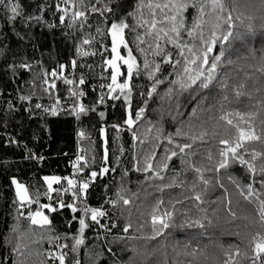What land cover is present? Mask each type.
<instances>
[{
  "label": "trees",
  "instance_id": "obj_1",
  "mask_svg": "<svg viewBox=\"0 0 264 264\" xmlns=\"http://www.w3.org/2000/svg\"><path fill=\"white\" fill-rule=\"evenodd\" d=\"M141 2L142 0H83L87 18H77L75 22L72 20V14H62L64 0H18L21 15L14 21L9 19L8 10L0 6V264H17L18 259L25 261L26 264H53L45 253L49 250L54 252L56 249L47 239L35 243L40 238V230L31 226L30 221L23 217L17 220V197L12 180L16 179L25 184L30 192L36 189L42 192L45 187L43 180L45 176L59 175L62 178L75 176L71 163L82 154V150H87L89 157L95 156L96 162L92 167L98 169L106 137L109 140L110 155L115 153L112 160L119 157L120 164L112 165L116 167V172L111 176H98L95 179L88 190L87 203L90 207L106 209L110 219L101 222L113 226L110 232L98 226H90L84 233L85 245L79 248L78 253H73L70 249L74 243L72 237L78 235V222L72 219L73 213L67 208L51 213L55 229L51 235L61 236L60 242L68 244V248H65L68 253L65 264H75L77 258L81 264H164L165 260L167 264H174L176 260L187 264L191 257L178 255L185 244L194 249L204 248L213 242L225 247L240 244V238L230 234L234 225L223 220L216 223L213 217L218 207L216 201L222 195L231 194L234 201L240 200L241 208L245 205L243 199L238 196L239 189L225 177L223 170L219 174L205 173L206 178L212 180L209 185L195 181L194 174L188 171L179 177L180 180L186 181L183 187L169 188L163 193L158 191L156 186L171 182L170 178L175 174L173 168L175 172H179L182 167H186L176 158L170 163V170L164 181H145L144 176L135 171H130L129 176L121 180L123 169L131 170L133 157L140 149L137 140L133 139L130 133L112 127L121 125L126 116L122 100H113L109 96H105L103 103L99 100L101 95L108 92L106 85L110 83L109 77L112 72L105 64L107 59L112 58L111 36L108 29L112 23L121 20L137 27L140 36L145 40L140 47L145 48L148 59L152 60L148 44L151 43L154 47L155 32L160 28L167 30L172 23L159 22L164 20L165 13L171 14L170 9H153L158 23L156 29H150L151 35H145L147 26H137L141 11L145 19L151 20L147 3L164 4L167 0H146L145 6L138 11ZM81 7L80 0H76L72 13ZM93 7L98 10L91 11ZM205 11L208 12L209 8L206 7ZM194 15L195 11L192 8L184 13L186 25L191 24ZM97 29L103 30L104 35L98 33ZM236 32L237 38L232 41L225 57L226 60L231 59L233 63L221 69V76L210 90L201 92L199 96L185 92L175 98L173 107L168 104L162 105L159 100H152L146 114L147 120L158 127L162 125L167 134L175 136L177 129L188 131V124L192 122L191 112L197 108L198 103L203 118H210L218 108L217 101L221 100L225 92L229 96V100L225 102L229 110L251 111L252 106L258 107L261 100H264V91H260L264 88V77L259 72L253 73V69L248 65L258 64L261 50L264 49V32L260 30L259 22L254 34L247 32L243 26L238 27ZM125 35L134 55L138 61H142L144 57L136 51V45L131 42L136 33H129L125 29ZM90 37L94 39H90L89 44H82L85 38ZM184 39L187 41L186 35ZM160 43L163 45L165 42ZM81 49L97 54L84 56L80 54ZM167 49L175 52L170 43L167 44ZM252 51L255 58H252ZM121 53L126 54L123 49ZM72 61L76 62L74 67ZM61 65L64 67L61 68ZM125 68L126 66H122L121 71H125ZM168 71L171 69L168 68ZM53 72H57V75L52 76ZM225 73L228 77L227 89H223L219 84ZM81 78L84 79L83 84L79 83ZM66 79L74 83L67 84L64 82ZM118 80L123 82L122 78ZM133 83L137 86L144 85L145 91L150 90L145 76L136 78ZM237 88L247 94L236 97ZM78 90L85 93L84 97L77 99L72 95ZM138 91V87L133 89L134 108L141 104ZM201 97L206 99L201 101ZM37 104L41 107L37 108ZM79 104H83L89 111L77 118L72 109L74 105L78 107ZM53 109L57 114H52ZM101 112L105 114L103 117L100 116ZM169 112L171 115H168ZM136 127L139 130L138 136L143 137L147 127L145 121L141 120ZM81 132L85 133L84 137L80 135ZM117 132L120 134L119 140L115 139ZM175 139L180 143L188 142L186 137ZM120 145L125 149L122 156L119 152ZM167 146V141H163L158 157L163 156L162 149ZM149 148V143L143 145L144 151ZM208 150L215 154V139L209 138L204 144L197 141L190 150L197 155L186 156L185 159L199 166ZM257 150L259 151V148ZM259 162L258 157L254 163L258 166ZM229 171L239 179L241 186L251 183L249 174L243 167L236 165ZM83 175L86 176L87 172ZM216 176L220 179H216ZM256 179L259 181V176ZM194 182L197 185L195 192H203V204L189 198L194 195L192 189ZM121 183L129 190L124 194L132 200V204L113 208L106 200L109 197L116 199L115 194ZM221 183L224 184V188L219 186ZM255 186L259 189L258 182ZM225 188L228 192H225ZM161 196L166 202V207L168 201L173 203L182 201L176 203L173 222L175 226L155 240L145 239L144 236L151 234V228L145 220ZM53 197L55 198V194ZM63 198L66 203L72 202L71 193L65 194ZM44 199L41 198L42 202ZM197 205L207 210L208 218L213 220V226L205 229L180 227L186 218L196 220L204 214L199 211ZM75 215L81 216L82 213L77 212ZM220 215L222 216V213ZM129 219L134 225L145 226L139 232L133 229L128 233H122L121 226ZM17 225V230L13 231ZM47 235L45 233V236ZM65 236L67 240L63 239ZM129 236L137 238L127 239ZM17 246L20 247L22 256L15 251ZM108 249H111V252ZM207 252L209 261L221 255L219 249L213 247H208Z\"/></svg>",
  "mask_w": 264,
  "mask_h": 264
},
{
  "label": "snow or ice",
  "instance_id": "obj_2",
  "mask_svg": "<svg viewBox=\"0 0 264 264\" xmlns=\"http://www.w3.org/2000/svg\"><path fill=\"white\" fill-rule=\"evenodd\" d=\"M64 2L69 3L70 0H64ZM71 3L75 8L76 0H71ZM80 4L82 7L72 13L73 22L77 18H87L83 0H80ZM145 4L146 0H142L138 11ZM0 6L8 10L10 20L14 21L21 15L18 0H0ZM147 7L152 19H145L142 11L137 19V26H147L145 35H151L150 29H156L158 23L153 9H170L171 14L165 13L164 20L159 22H172L167 30L160 28L155 32L154 47L153 44H148V49L152 52V60L148 59L145 48L140 47L141 44L145 43V40L140 36L137 27L130 26L124 20H121L118 23H112L110 29H108L111 36L110 55L112 58L107 59L105 64L112 69V72L109 77L110 83L106 85L108 92L101 95L99 100L103 103L105 96H109L113 100H122L126 116L121 125H113L112 127L130 133L132 138L137 140L140 149L137 155L133 157L131 170L123 169L121 180L123 181L125 177L129 176L130 171H135L142 174L145 181H164L167 172L170 170V163L173 158H176L181 165L186 167H182L179 172H175L173 168L175 174L170 178L171 182L156 186L158 191L163 193L169 188L183 187L186 181L180 180L179 177L188 171L194 174L195 181L203 185H209L212 180L206 178L205 173L219 174L223 170L225 177L239 189L238 196L243 199L245 205L241 208L240 200L234 201L231 194L228 196L222 195L216 201L218 207L216 212L213 213V217L216 223L223 220L225 223L234 225V229L230 234L239 237L240 244L225 247L222 244L213 242L201 249H194L185 244L182 252L178 255L191 257L187 264H264V100H261L258 107L252 106L251 111L229 110L225 106V102L229 100V96L225 92L221 100L217 101L218 108L210 118H203L198 103L197 108L191 112L190 121L192 122L188 124V131L186 132L182 128L177 129L175 136L167 134L162 125L158 127L146 118L149 103L152 100H159L162 105L168 104L173 107L175 98L185 92L199 96L201 92L210 90L217 83V78L221 76V69L233 63L231 59L226 60L225 57L232 41L237 38L236 29L243 26L247 32L254 34L257 22H259V28L264 32V0H167L164 4L147 3ZM206 7L209 8L208 12L205 11ZM189 8L194 9L195 15L191 24L186 25L184 13ZM97 10L95 7L91 9L93 12ZM62 11L67 14L68 9L64 8ZM101 14H103L102 10ZM63 19L62 16L61 20L63 21ZM125 29L129 33H136L131 42L136 45V51L144 57L142 61H138L137 56L134 55L133 48L130 46L129 40L126 39ZM97 32L104 35L101 29H97ZM185 35L188 38L187 41L184 39ZM90 39L94 38H85L82 44H89ZM160 41L165 43L162 45ZM169 43L173 45L175 52L167 49ZM121 49L126 54H122ZM261 53L258 64L248 65V67L253 69V73L259 72L264 77V49L261 50ZM80 54L88 56L97 53H89L81 49ZM252 58H255L254 51H252ZM244 59H249V57H244ZM75 64L76 62L72 61L73 67ZM122 66H126L125 71H121ZM63 67L61 65V68ZM168 68L171 69L170 72ZM51 75L56 76L57 72H53ZM141 76L146 77L147 87L150 90L145 91L144 85L137 86L133 83L136 78ZM118 78H122L123 82H120ZM227 78V73H225L224 79L219 81L223 89L228 88ZM64 82L67 84L74 83V81L67 79ZM79 83L83 84L84 79L81 78ZM52 86L55 87V85ZM137 87L139 88L138 94L141 97V104L134 108L132 103L133 89ZM240 87L242 88L243 85H240ZM260 91H264V88H261ZM246 94L240 91L239 88L235 91L236 97ZM72 95L79 99L85 93L78 90L73 92ZM21 99H27V97H21ZM204 99L206 98L201 97V101ZM58 104L59 101L57 100ZM36 107L40 108L41 105L37 104ZM72 110L76 113L77 118L80 114L89 111L83 104H79L78 107L74 105ZM45 111H48V109H45ZM198 112H200L199 115ZM52 114H57L55 109H53ZM104 115L103 112L100 113L101 117ZM168 115H171V112ZM193 118H195L194 121ZM141 120H144L147 125L143 137L138 136L139 130L136 127ZM80 135L84 137L85 133L81 132ZM176 137H186L188 142H176ZM119 138L120 134L117 132L115 139L119 140ZM209 138L216 141L215 154L208 150L203 155L199 166L185 159L186 156L197 155L196 152L190 151L197 141L204 144ZM163 141H167L168 146L162 149L163 156L158 157ZM145 143L150 144L147 151L143 150ZM257 148H259V151ZM102 149L98 169L92 167L96 162L95 156L89 157L87 150H82V154L78 155L76 160L73 161L75 176H65L63 178L59 175L45 176L43 178L45 187L42 192L40 189L30 192L29 187L25 184L16 179L12 180L17 197V220L23 217L30 221L31 226H35L40 230V238L35 243H40L44 239L52 243L59 250L58 254L49 250L45 255L54 262L59 261V264H65L68 253L63 249L68 248V244L57 243L62 237L51 235L55 231L51 213L67 208L73 213L72 219L78 222V235L72 237L74 243L70 249L73 253H78L79 248L85 245L84 233L90 226H98L107 232H110L113 226L101 222L110 219L106 209L90 207L87 203L88 190L95 179L98 176H111L112 173L116 172V167L112 165L120 164L119 157H116L114 161L112 160L115 153L110 155L107 137L103 141ZM119 152L121 156L124 154L123 145H120ZM258 157L260 162L257 166L254 162ZM236 165L244 168L249 174L251 183L241 186L239 179L229 171L231 167ZM85 172H87L86 176L83 175ZM257 176H259V181L256 179ZM215 178L220 179L219 176ZM257 182L259 183V189L255 186ZM53 185L58 187L54 188ZM196 186L194 182L192 185L194 195L189 198L203 204V192H195ZM219 186L221 188L225 187L223 183ZM127 191L129 190L121 183L115 194L116 199L109 197L106 203L113 208L121 205H131L132 200L124 194ZM225 192H228L227 188H225ZM68 193H71V203H66L63 198ZM42 197L45 198L44 202L41 200ZM48 201H53V203H48ZM165 203L161 196L148 213L145 223L150 226L151 234L143 238L155 240L163 236L169 228L175 226L173 222L176 214V203H182V201L178 200L175 203L168 201L167 207ZM33 205L36 207H33ZM197 208L204 214L196 220L186 218L180 227L205 229L213 226V220L208 218L207 210L201 208L200 205H197ZM24 209L27 211L25 212ZM77 212L82 213V215L76 216L75 213ZM144 226L145 224L134 225L129 219L126 224L121 226V232L128 233L133 229L139 232ZM17 227L18 225L13 228V231H16ZM45 233L48 235L45 236ZM135 238L137 237H127V239ZM63 239L67 240V237L65 236ZM121 239H124V237H121ZM208 247L219 249L221 255L209 261ZM15 251L19 255H23L19 246L15 248ZM108 251L111 252V249H108ZM132 251L135 252L136 250L132 249ZM17 264H26V262L18 259ZM75 264H81L79 258L75 260ZM164 264H167V260ZM174 264H185V262L176 260Z\"/></svg>",
  "mask_w": 264,
  "mask_h": 264
},
{
  "label": "built area",
  "instance_id": "obj_3",
  "mask_svg": "<svg viewBox=\"0 0 264 264\" xmlns=\"http://www.w3.org/2000/svg\"><path fill=\"white\" fill-rule=\"evenodd\" d=\"M64 8H67L68 9V12H67V14H65L63 11H62V9H64ZM62 9H61V11H62V14L63 15H70V14H72V9H73V6H72V3H71V0H70V2L69 3H65L63 6H62ZM82 97H84V96H82ZM81 97V98H82ZM71 167L73 168V162L71 163ZM57 243H59V244H63L62 242H60V241H58ZM63 251H65V249H63ZM54 252H57V254H58V252H59V250L56 248L55 250H54ZM66 252V251H65ZM52 261V260H51ZM52 263L53 264H59V261H52Z\"/></svg>",
  "mask_w": 264,
  "mask_h": 264
},
{
  "label": "water",
  "instance_id": "obj_4",
  "mask_svg": "<svg viewBox=\"0 0 264 264\" xmlns=\"http://www.w3.org/2000/svg\"><path fill=\"white\" fill-rule=\"evenodd\" d=\"M57 185H53V187L55 188ZM54 194V193H53Z\"/></svg>",
  "mask_w": 264,
  "mask_h": 264
},
{
  "label": "rangeland",
  "instance_id": "obj_5",
  "mask_svg": "<svg viewBox=\"0 0 264 264\" xmlns=\"http://www.w3.org/2000/svg\"><path fill=\"white\" fill-rule=\"evenodd\" d=\"M15 186V185H14ZM19 256V255H18Z\"/></svg>",
  "mask_w": 264,
  "mask_h": 264
}]
</instances>
